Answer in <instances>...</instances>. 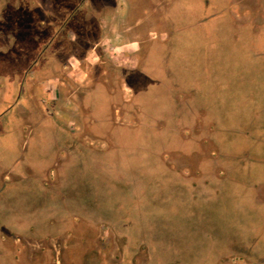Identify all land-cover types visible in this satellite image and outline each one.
I'll return each instance as SVG.
<instances>
[{
	"label": "rangeland",
	"instance_id": "obj_1",
	"mask_svg": "<svg viewBox=\"0 0 264 264\" xmlns=\"http://www.w3.org/2000/svg\"><path fill=\"white\" fill-rule=\"evenodd\" d=\"M8 1L7 8L14 5L17 11L7 9L0 17V264H21L15 254L23 242L26 256H33L35 244L26 242L35 240L38 225L46 224L42 234L49 232V217L60 216L57 210L63 202L73 207L80 199L99 211L93 219L78 215L76 222L90 221L98 232L102 229V236L90 235L86 249L79 238L72 244L65 237L68 264H97L92 259L99 252L102 264L121 263L127 255L122 239L131 257L136 253L135 264H143L147 256L142 250L149 247L151 259L158 261L162 249L149 242L152 235L142 228V221L154 224L156 189L170 185L153 170L122 168L161 162L173 168L183 153L190 152L213 167L214 179L209 178V185L196 194L211 202L214 226L224 229L232 241L244 237L248 229L259 232L247 238L252 245L245 257L255 260L264 255V203L255 202L256 196L264 202V0H202L206 9L188 16V23L171 26L170 37H152L156 39L151 43L140 28H133L124 43L138 46L135 57L141 63L107 83L91 77L101 62L95 50L87 52V60L73 61L75 76L70 80L76 86L86 82L75 95L82 100L79 130H95L102 140L95 139V146L107 148L97 157L81 153L80 159L67 157L61 142L71 104L49 101L47 95L35 97L36 87L56 76L75 45L70 33L84 38L89 23L100 19L101 7L103 14L118 9L124 15L127 7H136L135 20H141L147 0H88L64 27L63 20L83 0H35L36 16L23 9L28 0ZM176 17L186 16L182 11ZM57 28L59 34L52 37ZM149 46L153 55L143 62ZM136 65L134 60L132 67ZM21 104L29 106L28 121L22 108L15 107ZM75 162L84 165L76 176L79 181L64 177L58 187V166L71 165L65 171L70 174ZM135 172L142 174L140 188L145 189V194L135 192L136 200L128 182ZM217 219L225 225L219 226ZM95 240L101 241L97 250ZM232 245L240 249L239 242ZM214 247L199 242L185 253L194 264H204L200 258L213 254L208 260L213 264L219 251ZM245 257L232 259L231 264H247L241 263Z\"/></svg>",
	"mask_w": 264,
	"mask_h": 264
},
{
	"label": "crops",
	"instance_id": "obj_2",
	"mask_svg": "<svg viewBox=\"0 0 264 264\" xmlns=\"http://www.w3.org/2000/svg\"><path fill=\"white\" fill-rule=\"evenodd\" d=\"M28 1L29 4L23 5V9L25 11H29L30 16H36L34 10L37 9H33L30 4V0ZM8 3V0H0V17L7 9H10L12 12L17 11L14 5H10L7 8ZM97 6H99V3H97ZM205 7L206 4L202 0H147V9L144 11V17L141 20H135V17L138 15V9L136 7H127L125 9V15L122 12L120 13V10L118 9L103 14L104 10H102L103 8L101 7L99 15L100 19L95 22H90L89 26H87L89 30H87V32L84 31V34H88L89 31V34L94 33V37H101L99 38V44H101L103 51H95L100 55V57L102 53H104L108 63L110 62L111 64H114L117 68L120 67L128 70H134L140 64L141 60L135 57L138 46L134 43H124V37H128L127 32L131 31L133 28H140L143 35L142 37H149L150 43L156 39L152 37H170L167 33L171 26H174L175 23L178 22H181L182 24L188 23L186 20L188 16L193 15V13L197 10L203 11L206 9ZM182 11L186 17L184 19L176 17V13H182ZM168 16L171 17L168 18ZM202 17L203 15H201L199 19L205 21L206 19H203ZM174 18L175 20H173ZM202 20L200 23H202ZM196 23H198V20ZM152 55L153 51L151 52V46H149L146 55L143 56V62H149ZM72 57L73 54L71 58ZM76 59H78V56H76ZM115 60L124 61L125 63L117 64ZM127 60L131 61L130 65ZM134 60L137 61V65L132 67ZM71 74L72 73L69 75L71 76ZM58 79L59 78L56 74V76L48 84L36 87L37 94L35 97H37L38 94H41L47 95L48 97L46 98L48 100L55 102L59 101V98L57 97L58 95L55 93L56 89H54L59 84ZM35 101H37V99H35ZM81 101L82 100H76L73 103L72 101L69 103L71 104V107L69 108L68 114L65 118V130H63V133L61 134L63 139L61 142L67 149V151H63L67 153L66 155L69 158L74 156L75 158L80 159L79 154L81 153L82 155L88 154L93 157H97L100 156L98 154L99 152L104 153L107 150L106 147L101 146L100 149H97L95 146V139L101 140L100 137L95 135V130H88L86 127L79 130L80 116L78 113L82 107ZM15 107L22 108L21 114L24 116V121H28L30 119L29 116L31 111L28 110L29 106L24 107V105L21 104ZM10 109L11 108H9V110ZM193 127L192 132L196 133V128L195 126ZM67 165L68 164L64 163L63 165L58 166V187L61 186V181H63L62 178L64 177L70 181H73L74 179L75 181H79V178L76 176L78 171L84 165L75 162L73 164L74 168H72L70 174L65 173L68 167L70 168L71 166ZM98 166L96 168H98ZM141 168L153 170L156 173L158 172L157 174L166 178L167 183L170 185L168 189H156L158 192V213H156L152 218L154 224L151 225L147 219H143L142 221V228L149 230L150 235H152L149 242L159 243L160 248L162 249L159 251L158 261H153V259H151L153 258V251L150 247L146 248L145 251L142 250V252H144L147 256V259H142L143 264H182V261L186 264H194L188 261L192 259L189 258V253H185V251H187V248L189 247H195L199 242L210 243L212 248L215 244L217 245V249H219V251L216 256V262H212L213 264L222 262L231 264L235 258L245 257L244 251L247 252V249H251L249 247L252 245L247 242V238L251 235H255L256 233L258 234L259 232H254L253 229H248L247 232L244 231V237L238 236V240L232 241L230 239V235L225 232L224 229L214 226L216 217L209 211L211 203L209 199H200L196 194L201 187L209 185V178L214 179L213 167L211 164L202 162V158H200L199 155H194L193 152H190L183 153L182 160L177 162L173 168L161 162V164L144 165L143 167L138 168H122V170L130 169L133 171H142ZM72 173L75 174L72 175ZM122 175L123 174H121V176ZM141 175V173L135 172L132 174V180L128 181L132 186V192L135 200V192H138L139 195L142 193L145 194V189L140 188L141 180L144 179L141 178ZM44 184L45 177H43L42 180V185ZM134 202L135 201H133V204ZM255 202L264 203L263 200L257 196ZM63 203V207H61L59 211L57 210L60 216L55 213L49 217L50 220L47 227L51 230L42 234L41 228L46 224H39L36 230L35 239L74 235L76 238H79V241L88 242V238L92 234L96 235L95 238L100 237L101 229L98 232L97 227L94 228L90 221H82L81 224L76 222L78 215L89 219L96 217L99 210L95 205L91 202L88 203L84 199L74 201L73 207L71 206V202H68L66 205L65 202ZM40 211H44V208H41ZM143 215V218L148 217L147 213H143ZM217 224L219 226L225 225L220 219H217ZM155 226L158 227L153 229ZM157 228L159 230L158 235L155 234ZM68 237L72 238V236ZM122 240L124 243L123 247H126L128 245L127 242H125L124 239ZM95 241L97 242V240ZM233 242H239L240 249L232 245ZM177 247H180L181 249H178ZM213 249H215V247ZM175 250H177L176 254ZM221 250H227L229 254L226 256V253L220 252ZM231 253L234 254L230 256ZM212 255L213 254L208 255L205 258L203 257L204 259H200L203 260L204 264H208V260H211ZM136 256V253L132 257L130 255L126 258L125 256L122 259V262L127 260L133 264L134 261L137 260ZM245 258L247 260H244V263L247 264H264V255L257 257L255 260H251L249 257V259L247 257ZM197 264H199V262H197Z\"/></svg>",
	"mask_w": 264,
	"mask_h": 264
},
{
	"label": "flooded vegetation",
	"instance_id": "obj_3",
	"mask_svg": "<svg viewBox=\"0 0 264 264\" xmlns=\"http://www.w3.org/2000/svg\"><path fill=\"white\" fill-rule=\"evenodd\" d=\"M33 1H35V0H30V2H31L30 4L32 5L33 9L34 8L37 9V7L33 4ZM87 1L88 0H83L82 2H80L77 6H75L71 10L70 15L66 19L63 20V22H62L63 26L62 27H64L68 23H72L71 21H73L77 17V14L82 9L83 4ZM35 11H37V10H34V12ZM76 23L79 25L80 21L77 20ZM87 30H89L88 27L85 28L86 32H87ZM55 32H54L52 37H56L59 34L58 33L59 28H57L55 30ZM70 35H71L72 41L75 43V45L72 47L71 55L67 59H64L63 63L56 70L57 77L59 78L58 79L59 84L57 87L54 88V89H56L55 93H57V95H58L57 97L59 98V101H57V102L65 101L67 103H71V100H74L77 98V97L75 98V95L77 93L82 92V90L85 87L84 85L86 84V82L80 86H76L75 83L70 80L72 77L75 76V72L73 71L74 70L73 61H78L81 63V60L86 59L85 56H86L87 52L90 51L91 49L99 50L100 52L103 51L101 44H99V42L96 43V41L99 40V38H101V37H94V33L89 34V31H88V34H86V35L84 34L85 36L82 39H79V37L74 36L73 32H71ZM72 54H73V57L71 58ZM76 56H78V59H76ZM100 61L101 62L99 64L95 65L93 68L95 75L91 76V77H93L95 80L100 78V81L104 80V82L107 83V81L110 78H112L114 75H116L118 72L130 71L128 69L120 68L119 66H118L119 68H117L116 66H114V64H111L110 62L108 63L105 56H104V53H102ZM70 73H72L71 76L69 75ZM69 99H71V100H69ZM77 100L80 101L81 97H78ZM49 101H51V100H49ZM45 102H46V99L44 100V103ZM119 111L120 110L116 109V112L118 115H119ZM41 112L43 114L45 113V111H41ZM46 114H47V112H46ZM68 236H72V238L68 237ZM68 236L63 235L62 237L57 236V237H50V238H45V239H35V240L27 241L26 244L30 243V242L35 244V250H33L34 255L31 257L26 256L25 251H24L25 249H23V247L25 246L24 242H23V245L19 246L20 248L16 251L15 255L17 256V259H18V257H21V264H54V261L56 259H58V260H56L55 264H64V261L67 263L68 259H66L67 257H65V252H63V250H65V248H68V246L65 247V245H64L65 241H63V240H65V237H67L68 238L67 241H69L70 243L73 244V243H75L74 241L76 239V236H74V235H68ZM101 236H102V229H101V233H100L99 238H101ZM51 241L54 242L55 245H53V244L50 245ZM80 242L83 245H85V249L88 248L87 247V244H88L87 241L86 242L80 241ZM97 243H101V241L98 240L93 245V248H95L96 250H97V247L95 245ZM122 247H123V245H122ZM89 249H92V247L90 246ZM123 250L126 251V254H127L126 258L129 257L130 256L128 254L129 252L125 249V247H123ZM23 252H24V254H23ZM53 253L55 255L54 257H52ZM94 254H96V253L94 252ZM99 254H101V253L99 252ZM99 254L98 255L96 254L95 260L94 259H92V260L94 262L96 261L97 264H102L103 262H102L101 258L99 257ZM66 255H67V253H66ZM41 257L44 259V261L41 260ZM50 257H52L51 261H49ZM34 258L36 259V262L32 261V260H35ZM120 261L122 263V260H120ZM125 261L126 260H124V262ZM128 262L131 264L130 261H128ZM121 263L116 262L115 264H121ZM135 263H136V261H134L133 264H135ZM241 263H244V262L241 261Z\"/></svg>",
	"mask_w": 264,
	"mask_h": 264
}]
</instances>
